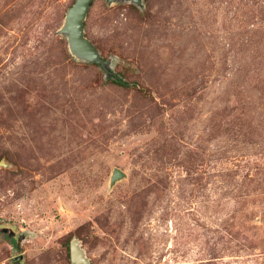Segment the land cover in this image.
I'll return each mask as SVG.
<instances>
[{
  "label": "rangeland",
  "instance_id": "obj_1",
  "mask_svg": "<svg viewBox=\"0 0 264 264\" xmlns=\"http://www.w3.org/2000/svg\"><path fill=\"white\" fill-rule=\"evenodd\" d=\"M74 2L0 0V264H264V0Z\"/></svg>",
  "mask_w": 264,
  "mask_h": 264
},
{
  "label": "water",
  "instance_id": "obj_2",
  "mask_svg": "<svg viewBox=\"0 0 264 264\" xmlns=\"http://www.w3.org/2000/svg\"><path fill=\"white\" fill-rule=\"evenodd\" d=\"M92 1L93 0H75L72 7H70L66 13L64 27L61 32L66 35L68 46L72 54L87 62L97 63L101 69L106 71V65L102 62L92 44L83 36V23ZM108 1L114 2L116 0ZM130 1L135 2L137 0ZM113 177L114 179L119 178L120 172L115 170ZM70 251L72 261L82 263V256L76 242H71Z\"/></svg>",
  "mask_w": 264,
  "mask_h": 264
}]
</instances>
